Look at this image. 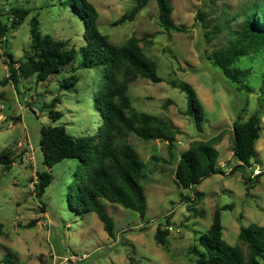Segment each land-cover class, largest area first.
Segmentation results:
<instances>
[{
    "label": "rangeland",
    "instance_id": "374dc122",
    "mask_svg": "<svg viewBox=\"0 0 264 264\" xmlns=\"http://www.w3.org/2000/svg\"><path fill=\"white\" fill-rule=\"evenodd\" d=\"M65 0H0V20L10 26L13 8L30 11L29 16L8 33L6 48L0 43V155L10 152L14 160L10 170L0 165V264H197L190 247L209 230L216 209H222V234L231 246L241 245L240 226H264V57L244 58L239 65L249 71L247 85L252 92L239 90L222 72L212 67L208 56L226 46L231 31L239 28L248 0H169L174 22L184 32L166 31L159 21L157 0H149L134 20L117 25L136 0H89L99 12L98 28L116 46H125L131 38L141 40L145 54L156 62L162 79L153 83L138 78L129 85L128 96L136 112L159 116L173 123L178 134L172 154L162 141H144L130 134L128 143L139 155L145 174L142 187L147 212L140 214L120 205L103 201V212L114 222L115 238L109 237L96 213L78 212L69 206L68 186L75 182L78 160L66 159L51 169L43 164L40 150L44 126H64L75 137L94 135L101 115L93 98L101 93L104 76L98 68H78L80 48L85 45L84 24ZM201 13L208 30L219 26L222 32L210 42L204 38ZM39 20L42 35L51 34L77 50L74 63L45 81L37 76L22 79L17 90L4 62L7 49L15 60L30 51V21ZM75 74L74 87L62 82ZM190 84L201 100L207 120L199 131L194 121L183 114L187 110L184 92L171 81ZM58 100L55 110L62 114L53 121L49 106ZM170 100L167 107L166 102ZM9 105L7 116L3 114ZM262 116V132L256 145L253 166L232 172L237 160L232 153L233 123L246 121L255 112ZM221 134L217 146V173L199 185L185 190L176 184L175 172L182 153L193 142L209 140ZM51 171L53 180L42 196L36 186L38 172ZM159 225L169 227L165 246L155 238ZM246 250V248L243 246Z\"/></svg>",
    "mask_w": 264,
    "mask_h": 264
},
{
    "label": "trees",
    "instance_id": "16d2710c",
    "mask_svg": "<svg viewBox=\"0 0 264 264\" xmlns=\"http://www.w3.org/2000/svg\"><path fill=\"white\" fill-rule=\"evenodd\" d=\"M136 5L117 21V25L132 21L147 5L149 0H136ZM159 21L166 31L184 32L172 17L173 10L169 0H157ZM63 5L79 16L84 24L85 45L80 48L82 61L78 68H98L104 76L101 93L95 94L94 105L101 115V125L94 135L72 136L60 126H44L41 130L40 150L43 164L51 169L66 159L78 160L74 172L75 182L68 186L69 206L78 212L96 213L111 238H115L114 222L103 212V201L120 205L126 210L140 214L144 218L147 201L141 185L145 174L136 150L128 143L130 134L144 141H162L168 144L172 154L178 131L172 122L159 116L136 112L128 96L129 85L138 78L153 83L162 79L158 75L156 62L144 52L141 40L131 38L125 46L112 44L98 28L99 12L89 0H65ZM242 22L239 28L231 31L229 43L212 51L208 60L212 67L219 69L225 79L236 86L252 92L247 85L249 71L239 65L244 58L254 55L264 57V0L245 2ZM30 14L20 7L9 12L10 26L0 20V43L6 48L8 33L16 29ZM203 29H209L205 17L199 13L196 17ZM222 32L219 26L205 31L206 42ZM31 46L20 60H15L7 49L4 50V62L9 75L5 82H11L17 90L22 79L37 76L45 81L60 73L65 65L76 61L78 52L68 47V42L51 34L42 35L39 20L35 16L30 21ZM79 78L73 74L62 82L64 87H74ZM170 85L180 89L187 97V110L183 114L190 117L196 128L201 131L207 114L193 87L181 81H171ZM264 93V86H263ZM56 99L49 106V118L56 121L62 114L55 110ZM172 101L168 100L167 107ZM262 132V116L255 112L248 120H236L233 123L232 153L237 165L232 172L245 173L253 166L257 156L256 145ZM223 136L219 134L209 140H198L182 153L175 172L176 184L185 190L199 185L204 179L222 173L219 168L218 144ZM14 160L10 152L0 155V165L10 170ZM36 192L42 196L51 185V171L38 172ZM222 209H216L212 224L198 241L190 247V254L197 264H264V226H240L241 245L231 246L225 242L222 234ZM0 223V237L3 235ZM169 235L167 229L159 225L155 238L164 247ZM8 264H13L12 262Z\"/></svg>",
    "mask_w": 264,
    "mask_h": 264
},
{
    "label": "water",
    "instance_id": "95a60500",
    "mask_svg": "<svg viewBox=\"0 0 264 264\" xmlns=\"http://www.w3.org/2000/svg\"><path fill=\"white\" fill-rule=\"evenodd\" d=\"M8 113H9V105H6L5 108H4V110H3V114H4L5 116H7Z\"/></svg>",
    "mask_w": 264,
    "mask_h": 264
},
{
    "label": "built area",
    "instance_id": "2783aa9c",
    "mask_svg": "<svg viewBox=\"0 0 264 264\" xmlns=\"http://www.w3.org/2000/svg\"><path fill=\"white\" fill-rule=\"evenodd\" d=\"M168 230L173 231V228L172 227H169Z\"/></svg>",
    "mask_w": 264,
    "mask_h": 264
}]
</instances>
